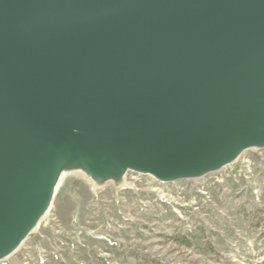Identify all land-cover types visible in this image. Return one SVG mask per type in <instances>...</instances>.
<instances>
[{
  "label": "water",
  "instance_id": "obj_1",
  "mask_svg": "<svg viewBox=\"0 0 264 264\" xmlns=\"http://www.w3.org/2000/svg\"><path fill=\"white\" fill-rule=\"evenodd\" d=\"M264 150V0H0V262L64 175L201 179Z\"/></svg>",
  "mask_w": 264,
  "mask_h": 264
},
{
  "label": "rangeland",
  "instance_id": "obj_2",
  "mask_svg": "<svg viewBox=\"0 0 264 264\" xmlns=\"http://www.w3.org/2000/svg\"><path fill=\"white\" fill-rule=\"evenodd\" d=\"M0 264H264V150L201 179L121 186L66 174L40 226Z\"/></svg>",
  "mask_w": 264,
  "mask_h": 264
},
{
  "label": "bare ground",
  "instance_id": "obj_3",
  "mask_svg": "<svg viewBox=\"0 0 264 264\" xmlns=\"http://www.w3.org/2000/svg\"><path fill=\"white\" fill-rule=\"evenodd\" d=\"M64 177H65V175H64ZM64 177H63V178H64ZM62 180H63V179H62ZM62 180H61V182H62Z\"/></svg>",
  "mask_w": 264,
  "mask_h": 264
}]
</instances>
